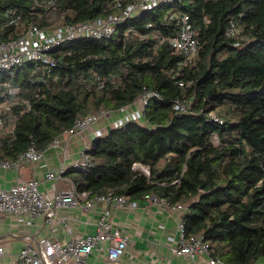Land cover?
<instances>
[{
    "label": "trees",
    "instance_id": "16d2710c",
    "mask_svg": "<svg viewBox=\"0 0 264 264\" xmlns=\"http://www.w3.org/2000/svg\"><path fill=\"white\" fill-rule=\"evenodd\" d=\"M42 1L0 0V42L30 24L51 29L113 11L108 0ZM180 13L197 32L190 60L167 40L180 30ZM51 55L53 67L33 61L0 73L19 88L1 111L0 159L32 143L46 149L77 116L135 104L137 118L96 138L89 168L69 170L77 187L183 204L186 234L203 232L213 256L264 264V0H179ZM147 91L157 94L134 103Z\"/></svg>",
    "mask_w": 264,
    "mask_h": 264
},
{
    "label": "built area",
    "instance_id": "2783aa9c",
    "mask_svg": "<svg viewBox=\"0 0 264 264\" xmlns=\"http://www.w3.org/2000/svg\"><path fill=\"white\" fill-rule=\"evenodd\" d=\"M56 0H43L40 5L53 7ZM179 0H108L113 6V11L95 19H84L75 22L59 24L54 28L45 29L37 24H30L25 33L18 37L0 42V73L13 75L20 67L28 62H42L47 67L56 65L51 52L64 43L82 38L102 39L113 35L120 23L132 17L152 10L164 4H173ZM180 30L177 34L167 38L168 42L178 51L186 54L192 59L198 47L197 32L192 26L188 16L180 13ZM13 21L18 23V18ZM236 27L232 23L229 28L230 33H235ZM0 91L8 97L5 101H0V139L4 133L1 111L14 103V95L19 88L8 80H0ZM157 93L153 91L144 92L134 103L143 106L150 98ZM28 103V101H25ZM133 105L132 103L129 105ZM176 108H184L179 101ZM119 110H124L120 108ZM110 113V110L100 109L83 116H77L73 125L56 135L48 147L59 146L62 139H66L82 133L103 116ZM139 108L130 109L123 116L114 121L113 127L123 126L131 119L138 117ZM103 133L97 130L92 140L82 151L81 161L77 162L73 168L77 170H87L90 165L89 150L94 147L95 140ZM47 149V148H46ZM46 149L39 148L35 143L21 153L15 160L0 159V169L18 167L21 161L39 162L46 155ZM135 166L142 167L149 173L146 166L136 163ZM65 169H49L45 175L47 179H59L63 177ZM40 178L30 176L23 178L11 186H0V213L29 214L37 217L44 215L50 222L58 216L56 207H85L91 208L96 203L102 202L103 209L97 221V232L82 236H75L67 242H62L56 237L42 236L32 238L24 242L16 254L11 255L9 249L0 243V264H88V259L95 249L103 247L105 258L98 264H122L120 259L130 242V237L121 227L113 222L112 208L135 204V200H130L124 194H115L112 191L94 194L90 190H80L75 183L69 188L47 194L40 189ZM146 197L157 200L161 203L181 210L182 216L178 221L179 241L174 250L176 254L189 255L195 257L202 253L208 257L211 264H224V262L211 254L209 243L204 239V233L186 234L184 213L186 207L183 204H170L164 198H157L147 194ZM105 244L106 246H104Z\"/></svg>",
    "mask_w": 264,
    "mask_h": 264
},
{
    "label": "crops",
    "instance_id": "0c3cea01",
    "mask_svg": "<svg viewBox=\"0 0 264 264\" xmlns=\"http://www.w3.org/2000/svg\"><path fill=\"white\" fill-rule=\"evenodd\" d=\"M5 100L6 98L0 101ZM136 106L133 104L124 110L110 112L82 133L62 139L59 146L47 147L45 157L39 162L21 161L18 167L0 169V186L8 187L20 179L36 176L41 181L40 189L47 194L52 195L71 187L74 181L69 170L81 161L82 151L91 142L97 130L104 132L111 128L113 121L131 108H137ZM7 131L12 132L10 129ZM62 168L65 169L63 177L45 178L49 169ZM103 206L102 202H98L91 208L56 207L58 216L62 218L55 217L50 222L44 215L33 217L29 214L0 213V243L3 242L11 255H14L24 242L32 238L48 236L67 242L75 236L95 233ZM181 216V210L148 197L135 200L133 205L112 208L114 224L121 227L130 237L126 251L120 259L121 263L211 264L208 257L202 253L195 257L175 253L174 248L180 237L178 221ZM13 249L16 251L13 252ZM104 258L105 250L99 247L90 255L88 264H98Z\"/></svg>",
    "mask_w": 264,
    "mask_h": 264
},
{
    "label": "rangeland",
    "instance_id": "374dc122",
    "mask_svg": "<svg viewBox=\"0 0 264 264\" xmlns=\"http://www.w3.org/2000/svg\"><path fill=\"white\" fill-rule=\"evenodd\" d=\"M113 125H114V121H113ZM5 242V241H4ZM3 243V242H2ZM16 250L15 249H13V252H15Z\"/></svg>",
    "mask_w": 264,
    "mask_h": 264
}]
</instances>
